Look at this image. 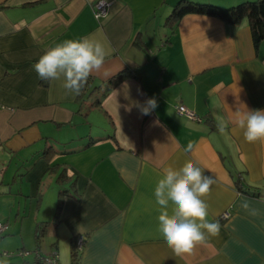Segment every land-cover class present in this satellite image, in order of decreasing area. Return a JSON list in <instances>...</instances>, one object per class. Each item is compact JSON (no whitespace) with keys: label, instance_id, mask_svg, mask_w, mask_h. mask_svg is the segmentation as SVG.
Instances as JSON below:
<instances>
[{"label":"crops","instance_id":"obj_1","mask_svg":"<svg viewBox=\"0 0 264 264\" xmlns=\"http://www.w3.org/2000/svg\"><path fill=\"white\" fill-rule=\"evenodd\" d=\"M97 1L0 0V222L8 225L0 251L17 255L7 256L11 264H48L55 252L70 264L83 234L80 264H264V140L247 142L232 123L240 104L264 110V40L255 46L247 20H169L183 0H109L102 19ZM187 1L231 8L252 0ZM93 34L108 50L89 75L97 89L79 99L63 76L45 85L33 67L45 50ZM121 73L128 75L105 94ZM149 98L157 106L145 115ZM180 104L202 121L179 114ZM188 161L215 178L203 199L207 219L221 227L177 256L158 231L154 190L165 167ZM55 204L50 219L45 210Z\"/></svg>","mask_w":264,"mask_h":264},{"label":"clouds","instance_id":"obj_2","mask_svg":"<svg viewBox=\"0 0 264 264\" xmlns=\"http://www.w3.org/2000/svg\"><path fill=\"white\" fill-rule=\"evenodd\" d=\"M102 34H93L81 39H69L45 50L33 67L41 80H59L64 77L63 87L70 93L78 95L93 72L99 73L104 65L108 50ZM157 106L154 98H149L140 106L147 115ZM232 123L243 129L244 139L249 142L264 140V110H250L240 104L232 112ZM218 131L223 134L225 125L218 124ZM193 143L189 142L184 149L191 153ZM216 183L212 175H205L199 166L186 162L175 170L171 167L163 169L162 178L154 190L156 203L162 209L158 217L162 238L167 246L179 256L190 254L193 249L210 236L220 231L219 222H210L208 205L203 199ZM7 192V188L0 189ZM171 204L172 213L168 212ZM241 207L253 216L259 210L251 208L247 202ZM0 264H9L7 256L0 257Z\"/></svg>","mask_w":264,"mask_h":264},{"label":"trees","instance_id":"obj_3","mask_svg":"<svg viewBox=\"0 0 264 264\" xmlns=\"http://www.w3.org/2000/svg\"><path fill=\"white\" fill-rule=\"evenodd\" d=\"M188 13H200L215 16L233 25H239L243 22V20H247L253 33L255 46L257 47L259 43L264 40V0L246 1L231 8H222L213 4H202L183 0L175 7L169 20H179L181 17ZM126 75L128 74L121 73L106 81L105 94L119 85L126 78ZM136 77L138 78V75H136ZM44 83L45 85H48L47 81H45ZM95 88L96 87L94 85V81L92 77L89 76L87 83L78 94L79 99L83 98L87 92H91ZM61 193L64 192L61 191ZM60 204L58 206V209H60ZM46 225V222L39 223L37 227L38 241L40 240V237H42V235L45 233ZM3 234H0V237H2ZM80 258L81 252L76 248L75 238L73 240L71 249V264H80Z\"/></svg>","mask_w":264,"mask_h":264},{"label":"built area","instance_id":"obj_4","mask_svg":"<svg viewBox=\"0 0 264 264\" xmlns=\"http://www.w3.org/2000/svg\"><path fill=\"white\" fill-rule=\"evenodd\" d=\"M111 5V1L109 0H99L96 2L95 4V9H94V14L95 17L97 19H102L104 17H106L109 13V8ZM177 112L181 115H185L188 118L192 119V120H196V121H202V118L193 110L188 109L185 105H177ZM230 216V211H226L222 214V218L223 219H227ZM8 228V225L4 222H0V234H3L4 232H6ZM86 242V237L81 234L78 235L76 237V248L78 251H82L84 248ZM0 254L3 256H10L13 254V252H9V251H0ZM28 254V252L25 251H21L20 255H26ZM59 256L57 254V252L51 254L48 258H47V263L48 264H59Z\"/></svg>","mask_w":264,"mask_h":264},{"label":"rangeland","instance_id":"obj_5","mask_svg":"<svg viewBox=\"0 0 264 264\" xmlns=\"http://www.w3.org/2000/svg\"><path fill=\"white\" fill-rule=\"evenodd\" d=\"M90 93L91 92H87L86 93V95L85 96H90ZM67 184H65V183H63V184H61L60 186L61 187H65ZM24 201V199H22V201L21 202H23ZM56 208V204L53 206V208L52 207H48L46 210H45V212L47 211V215H48V217L50 218V219H52V217H53V212H54V209ZM51 209H52V211H51ZM52 212V213H51ZM52 228V227H51ZM52 232V229H49V231H48V233L46 234V237H44V240H43V245H44V249H45V247H47V245H46V242H47V240H49L50 241V238H51V236H52V234L53 233H51ZM44 249L42 250V252L43 253H45V251H44ZM31 250V249H30ZM5 251V250H4ZM10 252H12V251H10ZM31 252V259L32 260H34V257L32 256L33 254H34V252L33 251H30ZM17 256V255H16ZM16 256H14V255H10V257L11 258H16ZM16 260H18V258L16 259ZM28 260H30V259H28ZM68 262H70V264H71V254H70V260L68 261ZM14 263H16V264H20L21 263V261H19V262H14Z\"/></svg>","mask_w":264,"mask_h":264}]
</instances>
